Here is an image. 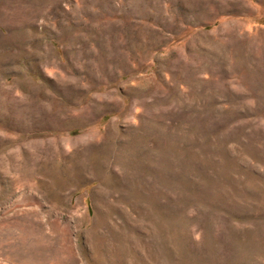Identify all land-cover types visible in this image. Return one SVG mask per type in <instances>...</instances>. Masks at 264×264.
<instances>
[{"label": "rangeland", "instance_id": "1", "mask_svg": "<svg viewBox=\"0 0 264 264\" xmlns=\"http://www.w3.org/2000/svg\"><path fill=\"white\" fill-rule=\"evenodd\" d=\"M0 264H264V0H0Z\"/></svg>", "mask_w": 264, "mask_h": 264}]
</instances>
